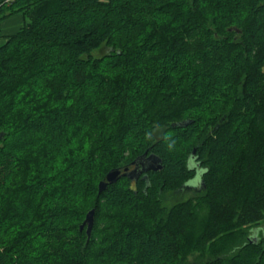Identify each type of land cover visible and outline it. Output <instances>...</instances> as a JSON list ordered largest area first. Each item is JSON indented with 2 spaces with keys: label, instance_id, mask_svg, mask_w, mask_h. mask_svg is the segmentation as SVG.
<instances>
[{
  "label": "trees",
  "instance_id": "obj_1",
  "mask_svg": "<svg viewBox=\"0 0 264 264\" xmlns=\"http://www.w3.org/2000/svg\"><path fill=\"white\" fill-rule=\"evenodd\" d=\"M15 15L0 264H264V0H0ZM145 154L163 169L99 194Z\"/></svg>",
  "mask_w": 264,
  "mask_h": 264
},
{
  "label": "water",
  "instance_id": "obj_2",
  "mask_svg": "<svg viewBox=\"0 0 264 264\" xmlns=\"http://www.w3.org/2000/svg\"><path fill=\"white\" fill-rule=\"evenodd\" d=\"M196 150L193 151V155H195ZM133 169H125L122 173L121 170H113L111 171L104 181L99 184V194H102L109 185L115 184L121 177H127L131 181H136L141 175L148 174L150 172H158L163 169L162 161L155 155L147 156V154L138 157L132 163ZM94 215L95 212L91 211L81 227V231L86 228V233L90 237L91 232L94 226Z\"/></svg>",
  "mask_w": 264,
  "mask_h": 264
},
{
  "label": "crops",
  "instance_id": "obj_3",
  "mask_svg": "<svg viewBox=\"0 0 264 264\" xmlns=\"http://www.w3.org/2000/svg\"><path fill=\"white\" fill-rule=\"evenodd\" d=\"M22 15H15L5 20L0 27V46L16 35L24 26Z\"/></svg>",
  "mask_w": 264,
  "mask_h": 264
},
{
  "label": "rangeland",
  "instance_id": "obj_4",
  "mask_svg": "<svg viewBox=\"0 0 264 264\" xmlns=\"http://www.w3.org/2000/svg\"><path fill=\"white\" fill-rule=\"evenodd\" d=\"M104 53H105V55H106V52H105V51H104V52H100V53H98V55H99V56H102V55H104ZM189 194H190V193H188L187 196L185 195L184 198H185V197L187 198V197L189 196ZM167 204L170 205V204H173V202L170 201V202L167 203ZM254 234H255V233H254ZM254 234H252V235H254ZM255 236H256V234H255ZM255 236H254V237H255ZM252 237H253V236H252Z\"/></svg>",
  "mask_w": 264,
  "mask_h": 264
}]
</instances>
